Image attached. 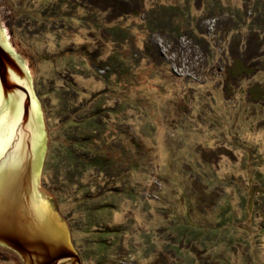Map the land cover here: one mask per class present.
Instances as JSON below:
<instances>
[{"label": "rangeland", "instance_id": "1", "mask_svg": "<svg viewBox=\"0 0 264 264\" xmlns=\"http://www.w3.org/2000/svg\"><path fill=\"white\" fill-rule=\"evenodd\" d=\"M0 21L38 64L40 183L80 264H264V0H0ZM94 114L112 170L70 176Z\"/></svg>", "mask_w": 264, "mask_h": 264}, {"label": "water", "instance_id": "2", "mask_svg": "<svg viewBox=\"0 0 264 264\" xmlns=\"http://www.w3.org/2000/svg\"><path fill=\"white\" fill-rule=\"evenodd\" d=\"M48 143L38 64L0 21V244L24 264H80L53 193L40 183Z\"/></svg>", "mask_w": 264, "mask_h": 264}, {"label": "trees", "instance_id": "3", "mask_svg": "<svg viewBox=\"0 0 264 264\" xmlns=\"http://www.w3.org/2000/svg\"><path fill=\"white\" fill-rule=\"evenodd\" d=\"M97 75L100 76L98 73ZM96 117L97 116L94 114L91 117L86 118L82 123V126L86 124L87 128L90 129V133L87 136H82L75 129L70 132L69 137L74 138V140L66 142V149L63 152V155L69 163V169L67 171L70 176L74 177L75 175L82 173L85 168L90 167L100 169L104 172H110L112 170L114 161H110L106 156H103L101 149L98 151L93 150L94 145H98V147L102 145V140L99 135L101 125ZM69 121L70 124H77V121L74 118H71ZM66 124L67 123L63 121L61 125L66 126ZM80 137L84 138L80 139ZM77 148L82 151H77ZM104 234L105 233H101L100 241H96L97 244L94 243V246L100 250L106 249L109 246L105 237L106 235Z\"/></svg>", "mask_w": 264, "mask_h": 264}]
</instances>
